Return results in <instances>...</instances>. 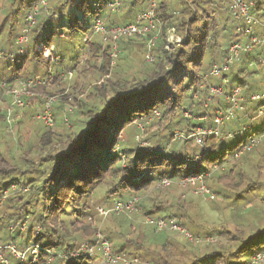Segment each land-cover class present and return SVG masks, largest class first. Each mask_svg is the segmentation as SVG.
<instances>
[{"label": "trees", "instance_id": "trees-1", "mask_svg": "<svg viewBox=\"0 0 264 264\" xmlns=\"http://www.w3.org/2000/svg\"><path fill=\"white\" fill-rule=\"evenodd\" d=\"M115 1L121 6L118 13ZM149 1L35 0L21 28L13 10L0 17V72L12 60L23 71L0 79L6 86L0 85V103L8 102L5 95L18 80L41 103L40 109L32 103L34 113L43 114L44 100L56 97L53 125L40 121L33 142L23 139L25 127L4 133L11 146L0 142V246L40 247L37 261L31 250L24 261L3 251L10 264H94L103 256V241L116 256L149 258L138 264H238L247 252L261 248L245 263L251 264L264 253V164L256 161L252 169L245 162L259 146L233 159L261 132L256 123L263 118L264 103L244 102L240 115L221 125L215 119L218 110L228 107L226 96L236 86L245 96L264 93V48L241 54L229 73L210 74L228 60L232 45L247 44L264 31L248 33L228 1L158 0L155 45L149 49L148 39L157 30L122 37L114 58L116 41L96 34L93 25L137 23ZM247 1L254 2V12L264 20V0ZM32 5L39 6L36 23L23 51L13 56ZM172 29L183 42L168 49ZM77 47L89 55L82 70H77ZM76 70L77 80L68 86L67 76ZM220 85L224 94H212L210 88ZM31 110L24 113L27 117L29 111V121ZM2 115L0 110L1 126H8ZM198 128L218 133L202 135L200 141L176 136L177 130L187 136ZM201 174L222 200L214 208L225 213L233 206L229 216L213 220L196 200L193 185H158L164 178ZM134 198L133 212L101 213ZM148 217L173 220L201 241L158 231L145 222ZM86 243L95 252L82 251Z\"/></svg>", "mask_w": 264, "mask_h": 264}, {"label": "built area", "instance_id": "built-area-1", "mask_svg": "<svg viewBox=\"0 0 264 264\" xmlns=\"http://www.w3.org/2000/svg\"><path fill=\"white\" fill-rule=\"evenodd\" d=\"M229 4V7L231 8L232 12L235 14V16L244 21V23H246L247 27H248V33H253L254 32V28L259 26L264 28V21H262L261 19H259L257 17V15L254 13L253 11V6H254V2H248L245 0H223V2H226ZM47 0H43V4H46ZM119 6V2L115 1L112 4L113 9H116ZM157 9H158V0H150L149 1V6L146 9V11L142 12L139 16H138V22L137 23H130V24H126V25H117L111 28H107L105 27L101 21L96 22L93 25V30L96 34H104L105 35V40H107L109 37H113V39L116 41L114 42V53L112 54V56L115 58L118 55V44H117V40H119L122 37H126V36H135L136 34L142 35V36H147L150 34V32H153L154 30L156 31L155 34H153L152 37H150L148 39V48L151 49L155 43H156V39L158 38L159 35V30H158V26L160 25V21L158 19L157 16ZM39 12V6L34 7V10L32 13H30L28 15V17L26 18V22L27 25L24 27L23 29V34L20 36L19 40H18V45L21 49V52L23 51V46L24 44L27 42L28 40V34L31 31L32 27L35 25L36 23V17L37 14ZM168 42L170 43L167 48L171 49L172 46H177L180 43L183 42V38L181 36H179L176 33L175 29H172L169 31L168 33ZM264 46V37H261L257 34L252 35L251 40L249 41V43L247 44H240V43H236L234 45L231 46L230 48V56L228 58V60L225 63L219 64V65H215L210 74L212 76L215 77H220L224 72H229L231 67L234 65V62L240 57V55L242 53H249L254 51L255 48ZM149 58V56H148ZM251 65H253V63H251ZM226 82V80H225ZM30 84H33L32 82H30ZM25 88V87H24ZM223 85H220L218 87L216 86H212L211 89V93L212 94H224V89H223ZM24 90V89H23ZM13 96H14V100H15V104L18 105V107L24 108L25 107V103L22 100V97L24 94H26L24 91L22 90H15L13 91ZM54 98H48L47 101V107L46 110L44 111L43 114H41V118L42 120L47 124V125H52L54 123V118H53V113H52V108L51 103L53 102ZM263 100L264 99V94H252L248 97H246L243 94V90L240 86H236L231 93H228V95L226 96V102L228 103V107L225 108L224 110H218L216 113V122L218 124H223L225 121H231L232 119L236 118L237 116L240 115L244 105V102L247 101H258V100ZM261 110H264V104L262 105ZM260 110V111H261ZM260 115H262V112H260ZM67 121V120H66ZM218 131L216 130H206V129H201L198 128L197 131L195 133H192L191 135H185L183 132H178L176 133L178 137H182V138H190V137H195L197 139V141L201 140V136L205 135V134H217ZM262 138H264V134L260 137H254L252 138L246 146L242 147L240 150L238 149L236 151V154H241L243 152H246L247 150H251L254 146L258 145L259 142L262 140ZM205 174H201L198 176H186L183 177L177 181H173L171 179L168 178H164L162 179L158 185L162 186V187H167L172 185L174 182H177V184L179 186L182 187H187L189 185H193L196 186L195 189V194L202 195L208 199H214L216 197L215 193L209 188L206 187L208 186L205 182ZM209 174H206V176H208ZM199 184V185H198ZM198 185V187H197ZM206 185V186H205ZM16 186L13 185L12 189H15ZM8 191L6 190L5 193H7ZM138 201V198H134L131 199L127 202H119L117 203L113 208L110 209H105L104 210V215H108L110 211H115L117 213H121V212H133L134 210V204L135 202ZM147 224H152L154 226H156V229L158 231L161 230H171L174 232H177L178 234H180L181 236L185 237L188 240H194L196 242H200L201 238H195L190 231H188L185 227L178 225L177 223H175L173 220H165V219H153V218H146L145 221ZM1 249H5V250H11L12 254L19 260L24 261L26 259V255L27 252L31 249L22 251V250H18L14 245H10V246H0V263L2 264H10V262L8 261V259H6V257L2 254L3 251H1ZM93 249V248H91ZM90 249V250H91ZM102 249H103V258H104V263L103 264H117L120 261H124L126 259H124L123 257L120 256H116L112 253V249L111 246L109 244V242L107 241H103L102 243ZM89 250V251H90ZM32 253L35 255V260L37 261V257H38V253L40 251V247H34V249L31 250ZM103 260V259H102ZM53 261V257L51 256L49 258V263ZM137 261V260H135ZM258 261H264V253H259L257 254L252 262L253 263H257ZM126 262V261H125ZM128 263V262H126Z\"/></svg>", "mask_w": 264, "mask_h": 264}, {"label": "rangeland", "instance_id": "rangeland-1", "mask_svg": "<svg viewBox=\"0 0 264 264\" xmlns=\"http://www.w3.org/2000/svg\"><path fill=\"white\" fill-rule=\"evenodd\" d=\"M59 1H64V0H59ZM31 4H35V0H0V17L2 18V17H5L6 16V14H10L11 13V10H13L14 12H15V16H16V18L18 19L17 21H18V27H20L21 28V26L23 25V23H24V20H25V17H26V15H27V13L29 12V9H30V6H31ZM2 5V6H1ZM37 5H39L40 6V8L43 6L42 5V2L40 3V4H37ZM3 7V8H2ZM32 7H33V5H32ZM34 7H36V5L34 6ZM34 7H33V9H34ZM121 7V6H120ZM120 7H117L116 9H114L115 11L114 12H119L120 10L119 9H121ZM7 18V24H8V22L11 20V18L12 17H10L9 15H8V17H6ZM6 24V25H7ZM18 31H19V29H18ZM20 36L21 35H19V38H20ZM19 38H18V40H19ZM18 42V41H17ZM82 43L80 44V46L82 47ZM20 48V47H19ZM69 49H71V46L70 47H68L66 50H69ZM18 52L19 53H21V49H19V50H17V52L15 51V52H13L12 53V55L14 56V55H16V54H18ZM3 56V55H2ZM76 56H79L78 58H77V70H82L83 69V67L85 66V62H86V60L88 59V57H89V55H88V53H85L83 50H81L80 48H78L77 47V51H76ZM1 57V56H0ZM14 60H12V62H7V63H5L6 64V69L5 70H1V72H0V79H2V78H6L7 80L8 79H11L15 74L16 75H18V74H22L23 73V71L20 69V70H18L19 69V65L18 64H15L14 62H13ZM77 70L76 71H74L71 75H69V76H67L68 78H67V82H68V86H71V85H73L74 83H75V81L77 80ZM97 76V75H96ZM83 78V77H82ZM87 78H85V80H86ZM90 83V77L86 80V82L84 83L87 87H89V84ZM0 85H4L5 86V83H2L1 81H0ZM6 87V86H5ZM12 90H8L9 91V94H7V95H5L6 97L8 96L9 98H8V102H2V103H0V105H1V108H0V110L2 111V113L5 115L6 114V116L4 117V115H2L3 117H4V119H5V121L7 122V124H8V126H4V127H2L3 126V124H5V123H3L1 120H3V118H0L1 120H0V142H2L1 143V145H2V147H6V146H11L10 145V141H9V136L7 135V134H4L5 132H7V131H11V133H15L18 129H20V127H21V129L23 128V127H25L24 128V130L23 131H21V133H22V137H23V139L24 140H27V139H30L32 142L35 140V134H36V132L38 131V129H39V125L40 124H43L42 122H40V121H43L42 120V118H41V112H36V113H34L33 111H34V105L32 104V103H34V101H35V104H36V107H37V109H40L39 107H40V105H41V103L39 102V100L37 99H35V93H31V92H28L27 90H25V88H24V82L23 81H16L14 84H13V86H12ZM24 89V90H23ZM15 90H22V91H24L26 94H24L23 96H24V103H25V107L24 108H21V107H18V105L17 104H15L14 103V98H13V95H12V93H13V91H15ZM210 91H211V89H210ZM252 95V94H251ZM250 96V95H249ZM49 99L50 98H54V97H48ZM7 99V98H6ZM55 99H56V97H55ZM55 99L53 100V101H55ZM71 100V99H70ZM45 101V106H44V111L46 110V107H47V101L48 100H44ZM255 102H257L258 104H263V102H264V99L263 100H258V101H255ZM33 105V107H32V105ZM30 107L32 108V112H33V115H34V118H32L33 120H31V121H29L28 120V116H30V113H29V111H28V116L26 117V116H24V113L27 111V110H29L30 109ZM51 108H52V103H51V106H50ZM13 109H15V114L14 115H12L11 114V111H13ZM42 110H43V108H42ZM244 110V109H243ZM31 112V113H32ZM260 112H262V115H261V117H263L260 121H258L256 124H258L259 125V128H260V130H261V132L260 133H263L264 132V110H261ZM259 112V113H260ZM22 117H24V119H25V123L23 124V125H20V124H18V123H20L22 120ZM189 117V116H188ZM18 120H21V121H19L18 122ZM35 121V123H33ZM44 122V121H43ZM13 123V127H11V124ZM45 123V122H44ZM39 124V125H38ZM46 124V123H45ZM2 125V126H1ZM53 125V124H52ZM68 127L71 125L70 124V122L68 121ZM250 126V125H249ZM12 129V130H11ZM3 130V131H2ZM30 132V133H29ZM178 132H180V130H177L176 131V133H178ZM3 135V136H2ZM186 135V134H185ZM176 136H177V134H176ZM178 137V136H177ZM228 146H229V148H231L233 145H232V143H230V142H228ZM256 146H259V149H257V151H255V153H257V154H252L251 156H247L246 157V159H245V162H247V166L249 167V168H251L252 167V169H253V165L255 164V162L256 161H258V162H260V163H262V164H264V139H262L261 141H260V143L258 144V145H256ZM256 146H254L255 148H256ZM253 147V148H254ZM24 148H25V145H24ZM249 151V150H248ZM244 153H246V152H243V153H241V154H238V155H235V158H233L234 160L235 159H241L242 157L241 156H243L244 155ZM246 156V155H245ZM234 160H232V161H234ZM231 161V162H232ZM231 162H229L228 164L230 165V163ZM217 169V167H215V168H213V171L214 170H216ZM207 184V183H206ZM199 185V184H198ZM198 185H197V187H198ZM208 185V184H207ZM173 186H176V187H179V188H184V187H182V186H179L178 184H177V182H174L172 185H170V186H167V187H173ZM206 186V185H205ZM12 187V186H11ZM188 187V186H187ZM206 187H208V186H206ZM163 188H166V187H163ZM186 188V187H185ZM194 189H196V186H195V188H194V186L192 187V190H194ZM9 192L10 191H8V194H9ZM193 192V191H192ZM7 194V195H8ZM194 194V193H193ZM195 197H196V200L197 201H199V203H201L202 205H205V208L208 210V212L210 213V217L213 219V220H220L221 218H224V216H229V214H230V212H231V210H230V208L231 207H233V206H229V204H228V206L230 207L229 209H228V211L226 210L225 211V213H223L222 211H221V209H220V211H218V209L216 208H214V204H215V202L216 201H218V202H221L222 200L220 199V198H218L217 197V195H216V197L214 198V199H208V198H206V197H204V196H202V195H199V193L198 194H196V195H194ZM229 201H231V200H229ZM260 203H262V202H260ZM225 204V203H224ZM223 204V205H224ZM263 204V203H262ZM264 205V204H263ZM104 210L105 209H103L102 211H101V213H102V215L104 216V217H107V215H104L103 213H104ZM129 214H131V213H129ZM177 233V232H176ZM178 234V233H177ZM177 236H179V234L178 235H176V237ZM181 236V235H180ZM183 236H181V237H177V238H179V239H181ZM91 248H93L92 246H91V244L90 243H86L85 245H82V247H81V250L82 251H84L85 253L88 251V250H90ZM261 248H254V249H252L251 251H249V252H247L242 258H241V260H240V262L238 263V264H245V263H248V261L250 260V257H251V255L255 252H258L259 250H260ZM95 250V248H93V249H91L90 250V252L91 253H93V252H95L94 251ZM1 251H5V249H1ZM101 251L103 252V249L101 248ZM136 257H138V256H130V257H128V258H125V257H123L124 259H126V260H122V261H120V262H128L127 264H129V263H131V264H138V263H140L142 260L143 261H147V260H149V258L146 256V255H143V258L142 259H140L139 257L138 258H136ZM103 259V260H102ZM135 260H137V261H135ZM105 261H104V258L102 257V258H98V260L94 263V264H103ZM147 262H149V261H147ZM261 263H263L262 261H258L257 263H253V262H251V264H261ZM118 264V263H117ZM144 264H147L146 262L144 263Z\"/></svg>", "mask_w": 264, "mask_h": 264}, {"label": "crops", "instance_id": "crops-1", "mask_svg": "<svg viewBox=\"0 0 264 264\" xmlns=\"http://www.w3.org/2000/svg\"><path fill=\"white\" fill-rule=\"evenodd\" d=\"M245 1H247V0H245ZM248 2H251V1H248ZM254 7V6H253ZM253 11H254V9H253ZM255 13V12H254ZM256 14V13H255ZM258 17V16H257ZM259 18V17H258ZM259 19H261V18H259ZM262 21H264L263 19H261ZM255 30H257V31H264V28H262V27H259V26H257V27H255L254 28V31ZM256 32V31H255ZM256 34H258V33H256ZM259 35V34H258ZM259 36H261V37H264V35H259ZM249 43V42H248ZM240 44H243V43H240ZM245 45V44H244ZM262 48H264V46H261V47H258L257 48V50L258 51H260V50H262ZM253 52V51H252ZM249 53H251V52H249ZM242 54H245V53H242ZM241 56V55H240ZM240 58V57H239ZM238 58V59H239ZM255 64L253 63V65H251V66H254ZM230 71H231V69H230ZM229 71V72H230ZM228 72V73H229ZM243 94H244V92H243ZM257 94H264V93H257ZM246 97H248V96H246ZM264 103V102H263ZM244 105V104H243ZM243 109H244V107H243ZM243 109H242V111H243ZM264 134V132L263 133H259V135L258 136H256V137H260V136H262ZM262 139H264V138H262ZM260 143V142H259ZM248 151V150H247Z\"/></svg>", "mask_w": 264, "mask_h": 264}]
</instances>
